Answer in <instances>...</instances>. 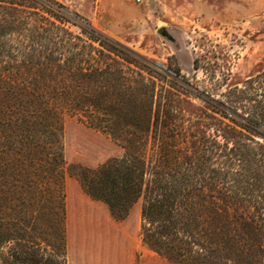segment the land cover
I'll use <instances>...</instances> for the list:
<instances>
[{
	"label": "trees",
	"instance_id": "obj_1",
	"mask_svg": "<svg viewBox=\"0 0 264 264\" xmlns=\"http://www.w3.org/2000/svg\"><path fill=\"white\" fill-rule=\"evenodd\" d=\"M104 40L112 44V59L136 61L123 56V44L57 0H0V247L14 239L23 246L0 250V264H67V113L124 140L122 157L84 168L77 177L118 217L143 195V238L154 250L177 264H218L233 257L234 264H250L255 250H264V71L237 89L234 102L249 110L231 111L242 119L224 115L234 133L222 132V141L206 146L207 162L179 180L158 165L150 167L145 154L143 133L158 120L151 86L160 73L151 64H127L130 72L126 64H105L99 58ZM137 76L146 80L139 97ZM144 100L151 103L148 113L124 115V103L138 106ZM216 184L222 193L207 195L204 189ZM234 228L238 235H230ZM42 243L45 252L36 254L34 245Z\"/></svg>",
	"mask_w": 264,
	"mask_h": 264
},
{
	"label": "rangeland",
	"instance_id": "obj_2",
	"mask_svg": "<svg viewBox=\"0 0 264 264\" xmlns=\"http://www.w3.org/2000/svg\"><path fill=\"white\" fill-rule=\"evenodd\" d=\"M57 1L123 44L128 48L123 51V56L137 61L112 59L107 49L112 44L104 40L107 47H103L104 54H99V58L105 64H126V72H130L127 64H151L160 73L151 86L154 92L153 114L158 116V120L148 133H143L145 154L150 167L158 165L160 171L168 172L169 176L179 180L181 176L191 178L192 172L199 170L200 163L207 162L206 146L214 147L215 139L222 141V132L230 136L234 133L228 128L235 127L234 123L224 115L229 112L241 120L242 117L231 110L236 106H239L235 110L239 114L249 110L234 101L239 95L237 89L245 88L249 78L264 71V0ZM160 28H164V32H160ZM73 29L78 32L76 27ZM95 45L102 48L98 42ZM131 51L141 57H136ZM178 69L180 73H177ZM137 79L135 97L143 96L145 90L142 84L146 80L139 82L141 76ZM243 102L251 106L247 100ZM138 104L124 103V115L132 118L134 114L142 116L150 111L151 103L147 104V100ZM63 124L66 236L70 195L73 204L86 208L97 206L110 214L113 223L118 222L109 228V233L137 246L134 252L136 264H177L154 250L143 238V195L124 217H118L104 200L90 195L77 177L84 168L97 169L114 158L122 157L124 140L91 125L78 113L65 114ZM212 152L211 164L217 167L220 160L217 151ZM212 182L216 183L215 178ZM204 191L207 195H219L222 188L216 184V187H208ZM46 229L52 233V236H47L53 239L54 230ZM238 232L237 228L229 229L230 235H238ZM20 243L22 240L14 239L0 250L20 251L23 247ZM262 245L264 248V243ZM44 246L45 243L34 245L38 251L36 254L42 253ZM113 246L102 244L101 248L104 253L115 254ZM51 247L55 248L54 245ZM255 251L257 255L251 258L250 264H264V250ZM241 262L244 264L246 260ZM234 263V257L218 260V264Z\"/></svg>",
	"mask_w": 264,
	"mask_h": 264
},
{
	"label": "crops",
	"instance_id": "obj_3",
	"mask_svg": "<svg viewBox=\"0 0 264 264\" xmlns=\"http://www.w3.org/2000/svg\"><path fill=\"white\" fill-rule=\"evenodd\" d=\"M69 196L67 264H136L134 252L137 246L133 242L129 245L128 241L113 237L109 233L111 230L109 228L116 226L118 222L113 223L110 214L97 206L92 205L86 208L73 204ZM102 244L115 245L113 250L116 253L112 254L108 251L104 253Z\"/></svg>",
	"mask_w": 264,
	"mask_h": 264
},
{
	"label": "built area",
	"instance_id": "obj_4",
	"mask_svg": "<svg viewBox=\"0 0 264 264\" xmlns=\"http://www.w3.org/2000/svg\"><path fill=\"white\" fill-rule=\"evenodd\" d=\"M131 1H133V2H135V3H139V2H141L142 0H131Z\"/></svg>",
	"mask_w": 264,
	"mask_h": 264
},
{
	"label": "water",
	"instance_id": "obj_5",
	"mask_svg": "<svg viewBox=\"0 0 264 264\" xmlns=\"http://www.w3.org/2000/svg\"><path fill=\"white\" fill-rule=\"evenodd\" d=\"M160 32H164V28H160Z\"/></svg>",
	"mask_w": 264,
	"mask_h": 264
}]
</instances>
